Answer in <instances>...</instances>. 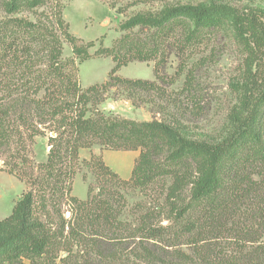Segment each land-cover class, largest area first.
<instances>
[{
  "label": "trees",
  "instance_id": "1",
  "mask_svg": "<svg viewBox=\"0 0 264 264\" xmlns=\"http://www.w3.org/2000/svg\"><path fill=\"white\" fill-rule=\"evenodd\" d=\"M45 3L0 0L7 15L0 21V167L7 166L10 173L20 171L14 168L26 161L23 152L28 141L47 128L55 133L48 137L50 148L40 166L44 175L39 189L23 192L11 212L0 219V264L24 260L29 264H113L125 246L148 252L145 243L150 240L175 239L194 230L205 233L210 241L226 240L230 245L220 253L222 246L214 244L213 258L208 257L206 264H264V73L263 87L255 97L242 85L247 113L230 136L215 143L190 140L157 119L136 121L101 112L88 115L86 108L92 97L100 98L115 84L132 91L158 89L155 81L122 78L116 71L133 60L159 62L177 29L183 43L180 48L185 50L208 33L230 26L248 55H255L254 48L264 52V24L254 14L244 16L227 4L213 2L174 4L154 14H134L119 29L137 28L148 37L143 40L125 33L115 46L99 47L96 54L111 56L114 65L107 81L82 90L74 58H61L62 40L71 45L78 62L89 58L87 48L93 42L84 47L76 43L59 7L52 21L15 16ZM94 144L102 149L139 150L128 180L121 179L101 156L91 154L83 160L115 181L143 186L168 176L166 198L171 202L188 187L189 201L172 212L179 220L186 216L190 220L179 221L173 228L160 226L146 211L135 224L125 223L109 199L111 194L92 196L88 187L85 200L70 195L72 162L80 148ZM65 196L71 204L68 218L61 207Z\"/></svg>",
  "mask_w": 264,
  "mask_h": 264
},
{
  "label": "rangeland",
  "instance_id": "2",
  "mask_svg": "<svg viewBox=\"0 0 264 264\" xmlns=\"http://www.w3.org/2000/svg\"><path fill=\"white\" fill-rule=\"evenodd\" d=\"M211 2L227 4L244 16L254 14L260 25L264 24V0H46L44 5L31 10L22 9L15 16L32 21L47 17L48 21H52L51 17L59 7L76 43L84 47L93 42L87 48L89 58L78 62L71 45L62 40L61 58H74L77 83L85 90L92 84L107 81L108 72L114 65L111 56L96 54L99 47L115 46L125 33L143 40L148 37L146 31H138L137 28L127 32L120 30L119 25L124 20L137 13H157L168 5ZM6 16L0 4V21ZM174 32L168 38L169 46L163 49L159 62L133 60L116 71L122 78L155 81L158 89L132 91L122 84H115L104 91L100 98H91L86 106L88 115L101 112L107 116L136 121L157 119L173 125L185 137L195 141L215 143L230 136L239 124V119L247 113L244 109L246 102L242 104V85L254 97L263 87L264 52L255 49L252 43L255 55H248L230 26L208 33L185 50L180 48L183 43L177 36L181 31L177 29ZM49 136L53 137L55 133L47 128L28 141L23 152L26 161L14 168L20 171L10 173L7 166L0 167V219L11 212L23 192L30 188L39 189L40 177L44 175L40 166L47 160ZM92 150L99 154H91L102 156V148L94 144L90 149L80 148L78 159L72 162L74 175L70 195L85 200L88 187L92 196L98 194L105 198L111 194L109 199H113L111 203L119 219L125 223L135 224L138 216L146 211L154 216L152 222L160 226L169 225L173 228L179 221L190 220L189 216L179 220L172 212L189 201L188 187L177 200L171 202L166 198L171 184L168 176L158 177L143 186L115 181L110 175L94 168V165L84 163L83 160H89L90 157L82 158L80 151L88 153ZM66 199L65 196L61 200V207L68 218L71 204ZM226 242L210 241L205 233L199 235L194 230L175 239L163 237L150 240L145 243L148 252L124 244L125 247L118 251L113 264H206L208 257L213 258L210 254L212 246H222L219 249L222 253L230 248ZM22 264L29 262L24 260Z\"/></svg>",
  "mask_w": 264,
  "mask_h": 264
},
{
  "label": "crops",
  "instance_id": "3",
  "mask_svg": "<svg viewBox=\"0 0 264 264\" xmlns=\"http://www.w3.org/2000/svg\"><path fill=\"white\" fill-rule=\"evenodd\" d=\"M100 152L102 155L101 158L103 159L104 163L121 179L127 180L130 178L133 166L139 155V150L102 149L100 150ZM91 153H94L96 155L99 154L95 150L89 151L88 153L80 151V156L82 158H89Z\"/></svg>",
  "mask_w": 264,
  "mask_h": 264
}]
</instances>
